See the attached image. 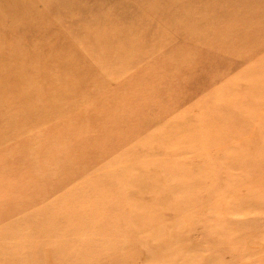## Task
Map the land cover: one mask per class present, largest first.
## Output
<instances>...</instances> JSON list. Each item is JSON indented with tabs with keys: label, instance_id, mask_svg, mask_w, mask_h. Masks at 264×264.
Listing matches in <instances>:
<instances>
[{
	"label": "rangeland",
	"instance_id": "374dc122",
	"mask_svg": "<svg viewBox=\"0 0 264 264\" xmlns=\"http://www.w3.org/2000/svg\"><path fill=\"white\" fill-rule=\"evenodd\" d=\"M0 264H264V0H0Z\"/></svg>",
	"mask_w": 264,
	"mask_h": 264
}]
</instances>
